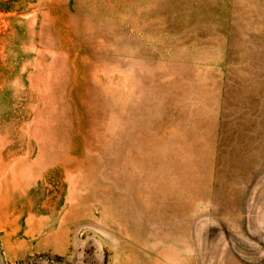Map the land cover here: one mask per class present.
Returning a JSON list of instances; mask_svg holds the SVG:
<instances>
[{"label": "rangeland", "instance_id": "374dc122", "mask_svg": "<svg viewBox=\"0 0 264 264\" xmlns=\"http://www.w3.org/2000/svg\"><path fill=\"white\" fill-rule=\"evenodd\" d=\"M0 264H264V0H0Z\"/></svg>", "mask_w": 264, "mask_h": 264}]
</instances>
